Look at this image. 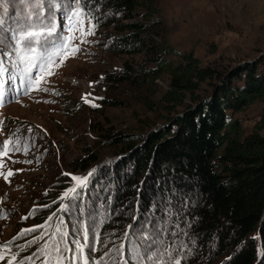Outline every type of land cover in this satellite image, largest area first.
<instances>
[{
	"label": "rangeland",
	"instance_id": "rangeland-1",
	"mask_svg": "<svg viewBox=\"0 0 264 264\" xmlns=\"http://www.w3.org/2000/svg\"><path fill=\"white\" fill-rule=\"evenodd\" d=\"M0 2L8 9L5 12L0 7L4 20L0 65L18 58L11 37L25 27L29 11L34 30L57 26L55 36L43 39L75 34L73 46L82 49L53 69L55 74L40 85L44 91H34L0 109V140L21 144L15 155L0 158V264L49 263L44 248L53 243L49 237L56 228L68 233L65 243L72 247L73 239H81L89 226L95 229V251L86 252L90 264H174L176 259L184 264L188 255L180 242L184 233L171 202L151 200L148 209L139 200L123 204L116 183L103 177L109 174L103 171L122 158L124 150L108 144L109 138L123 134L140 141L172 117L161 103L168 76L163 74L142 87L107 80L106 75L120 73L125 64L141 71L147 58L144 54L104 53L95 45L96 28L95 35L87 37L88 43L81 44L79 32L69 31L74 21L66 18L77 7L75 0H53L51 7L44 0L41 9H30L20 0ZM158 2L169 45L180 54L192 52L201 67L228 72L264 55V0ZM37 12L43 23L38 22ZM88 20L86 16L85 27ZM168 59L179 61L174 56ZM211 90L203 84L199 94L205 96ZM232 119L240 121L245 137L256 130L264 136V101L253 103ZM93 170L80 195L66 200L64 193L75 187L71 177H85ZM9 171L13 175L8 176ZM69 204L68 211H63Z\"/></svg>",
	"mask_w": 264,
	"mask_h": 264
},
{
	"label": "trees",
	"instance_id": "trees-1",
	"mask_svg": "<svg viewBox=\"0 0 264 264\" xmlns=\"http://www.w3.org/2000/svg\"><path fill=\"white\" fill-rule=\"evenodd\" d=\"M79 7L96 24L99 50L147 58L141 71L125 64L107 80L142 87L163 74L169 78L161 103L172 117L140 141L109 138L124 150L103 177L116 183L123 204L139 200L148 209L151 200L171 202L184 233V264H264V136L256 130L245 137L232 119L264 101V55L219 72L169 45L158 0H80ZM203 84L212 88L205 96Z\"/></svg>",
	"mask_w": 264,
	"mask_h": 264
},
{
	"label": "snow or ice",
	"instance_id": "snow-or-ice-1",
	"mask_svg": "<svg viewBox=\"0 0 264 264\" xmlns=\"http://www.w3.org/2000/svg\"><path fill=\"white\" fill-rule=\"evenodd\" d=\"M20 3L28 5L30 9H41L43 7L44 0H20ZM75 3L77 4V7L75 9H71L66 17L69 21H74V24L69 27V31L73 33L79 32V41L81 44L88 43L87 37L95 35L96 24L91 23V19H89L87 21V27H85V17L87 16V13L84 12L83 8L79 7L80 0H75ZM52 4L53 0H49L50 7ZM0 7H3L5 12L8 11L7 5L2 2H0ZM36 16L38 22L43 23V21H39V12L36 13ZM31 19L32 12L29 11L25 16V27L18 29L16 33L12 35L11 39L14 41L13 47L19 57L18 63L27 62V66L23 69V71L25 75L30 78L27 82L22 80L21 84L24 85L26 83V88L30 90L44 91L40 85L45 81L46 77H50L55 74L53 69L63 66L64 61L68 57H74L77 53L81 52L82 49L79 46H73V41L77 39L75 34L72 36H61L58 40L51 42L43 39L46 36H55L57 34V26L55 24L44 25L43 31L34 30L35 26L29 24ZM92 19H94V17ZM3 26L4 20L0 19V29H2ZM50 44L58 45V50L51 55L46 52V48L49 47ZM37 46H39V52L37 50ZM8 55L10 56L11 54L9 53ZM37 67L40 69L39 75L32 77V70ZM3 71H5V69L3 65H0V73ZM9 79L14 80L15 77L10 76ZM25 94H27V91ZM4 95L5 92L3 91V85L0 84V103H2ZM10 143L11 142L5 143L3 147L0 148V152L7 155L10 150H16L10 149ZM94 173L95 170L90 172L85 177L72 176L71 179L75 182V187L71 188L69 192H65L64 198L69 202L75 200L76 197L80 195V191L88 186ZM7 175L11 176L13 173L9 171ZM69 206L70 204L66 205L62 210L68 211ZM90 231L93 234L92 240H89ZM57 235L59 237L58 239L56 238ZM94 236V226H89V228H85L83 230L81 239L74 238L72 241L73 246L69 247V245L65 243L68 233L58 227L55 229V232L50 235L49 238L53 240V243L50 246L45 245L44 253L51 259V261H53V264H77V261H79L80 264H90V255H86V252L91 253L95 251ZM43 238L44 237L41 236L39 239ZM69 253L71 254L70 256L66 255ZM0 259H3V257H0ZM46 264H48V261H46ZM124 264H127V261H125ZM174 264H182L181 259H176Z\"/></svg>",
	"mask_w": 264,
	"mask_h": 264
}]
</instances>
